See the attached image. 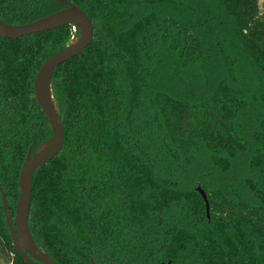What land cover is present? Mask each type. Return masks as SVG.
<instances>
[{
  "label": "trees",
  "instance_id": "obj_1",
  "mask_svg": "<svg viewBox=\"0 0 264 264\" xmlns=\"http://www.w3.org/2000/svg\"><path fill=\"white\" fill-rule=\"evenodd\" d=\"M66 1L90 19L93 35L80 55L51 75L63 144L32 175L28 228L36 246L54 264H90V259L94 264H264V187L247 182L256 201L248 203L201 186L206 216L196 188L181 190L157 175L141 141L146 137L154 145L160 140L166 156L183 159L186 166L192 149L201 144L215 171L226 174L230 161L246 150L234 130L244 107L234 91L220 81L200 102L159 91L146 95L148 79H175L171 55L157 58L167 33L162 17L148 13L135 18L134 0ZM188 1L196 6L189 10L186 5L184 12L190 11L196 26L212 10L226 11L264 71V0ZM61 8L50 0H0V22L26 24ZM168 23L174 38L166 49L176 51L186 68L199 59L200 44L188 25L171 18ZM72 36V27L63 26L19 39L0 38V185L10 215L26 153L50 137L33 96L34 76ZM258 136L264 144V134ZM252 162L262 177V156L258 153ZM208 167L200 168L198 181L193 176L197 169L189 172L190 184H208L220 176L208 175ZM3 216L0 202L1 260L24 264Z\"/></svg>",
  "mask_w": 264,
  "mask_h": 264
},
{
  "label": "rangeland",
  "instance_id": "obj_2",
  "mask_svg": "<svg viewBox=\"0 0 264 264\" xmlns=\"http://www.w3.org/2000/svg\"><path fill=\"white\" fill-rule=\"evenodd\" d=\"M154 5L144 4L142 1L134 0L133 12L135 18L148 13L162 17L165 33L162 35V43L158 44L157 58L171 55L170 72H175V79L158 80L152 77L148 79L146 95L152 91L163 92L173 98L188 102H200L211 96L215 85L224 81L237 95L238 100L244 105L241 113L234 121L236 135L246 143V150L237 154L235 159L230 161V167L226 174H218L209 162V155L201 144H197L190 154V166H186L183 159H169L166 156L167 147L155 140V144L143 140V150L147 153L155 172L160 177L171 179L176 182L181 190L194 189L199 185L190 184L189 172L197 169L196 181L199 179V170L203 166H209L208 175L217 174L219 177H209L208 184L200 185L205 188H218L229 199L243 200L254 203L255 195L247 185L252 182L264 187V176L253 164V158L258 153L262 156V167L264 168V144L259 136L264 134V71L262 61L253 54L241 42L237 29L226 11L212 10L209 18L202 25L196 26L193 23V15L190 11L184 12V7L189 10L196 5L188 0H152ZM205 2L208 0H204ZM182 5V8L179 6ZM186 10V9H185ZM153 11V12H151ZM179 14H177V13ZM174 19L190 28L200 44L198 60H194L186 68L176 57V51L167 50L166 45L174 38V32L167 24L169 19ZM165 55H164V53ZM120 88L125 92L121 83ZM185 171H184V170ZM191 169V170H190ZM205 179V178H204ZM207 181V182H208ZM209 217V216H208ZM0 264H6L0 257ZM94 264V263H93Z\"/></svg>",
  "mask_w": 264,
  "mask_h": 264
},
{
  "label": "water",
  "instance_id": "obj_3",
  "mask_svg": "<svg viewBox=\"0 0 264 264\" xmlns=\"http://www.w3.org/2000/svg\"><path fill=\"white\" fill-rule=\"evenodd\" d=\"M52 1L60 4L63 8L26 24L10 25L0 22L1 39H19L63 26H71L73 29V36L69 43L47 57L33 79V96L36 105L48 123L50 137L39 144L32 154L27 152L24 157L18 173V196L13 217L10 216L9 209L2 196L8 235L17 256L24 264H54L51 258L36 246L28 228L32 175L36 169L57 156L63 144V128L50 89L51 75L59 65L80 55L90 44L93 35L92 23L79 7L68 3L66 0ZM195 191L204 203L207 216L208 202L206 194L200 185L196 187Z\"/></svg>",
  "mask_w": 264,
  "mask_h": 264
},
{
  "label": "flooded vegetation",
  "instance_id": "obj_4",
  "mask_svg": "<svg viewBox=\"0 0 264 264\" xmlns=\"http://www.w3.org/2000/svg\"><path fill=\"white\" fill-rule=\"evenodd\" d=\"M50 1H52V0H50ZM54 2V1H53ZM56 3V2H55ZM60 5V4H59ZM44 33V32H43ZM36 103V102H35ZM38 107V106H37ZM27 154V153H26ZM2 196L4 197V200H5V202H6V205H7V207H8V204H10V203H8V199H6V197H5V194H4V191H3V187L0 185V202H1V205H2V209H3V204H2ZM9 211H10V209H9ZM13 214H14V212H13ZM13 214H11L10 216L11 217H13ZM4 217V216H3ZM90 264H93V260L92 259H90Z\"/></svg>",
  "mask_w": 264,
  "mask_h": 264
}]
</instances>
